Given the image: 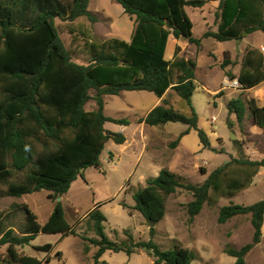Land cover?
<instances>
[{"label":"trees","instance_id":"1","mask_svg":"<svg viewBox=\"0 0 264 264\" xmlns=\"http://www.w3.org/2000/svg\"><path fill=\"white\" fill-rule=\"evenodd\" d=\"M218 1L217 31L206 32L203 38L218 42L241 41L247 36L264 33V0H116L124 12L134 19L135 29L130 41L110 38L96 41L88 38L83 51L89 56L87 65L72 60L65 48L55 19L74 21L87 18L96 23L89 10L90 0H0V199L21 198L46 191L54 202V209L44 224L27 204H14L8 212L0 211V264H49L54 246L46 244L37 250L49 253L45 261L23 253L40 234L79 236L78 226L85 220L93 237L81 235L88 242L84 251L92 248L93 264L101 261L106 252L128 256L145 251L154 264H191L195 254L179 245L162 250L153 239L135 241L125 231L127 241L117 243L105 233V215L97 204L87 216L70 225L64 204L58 198L67 195L72 184L88 168L99 169L101 156L110 141L123 145L122 133L105 128L107 123L129 126L127 118H112L105 114L106 96L122 92H149L162 98L174 90L189 108L183 114L166 103L158 105L138 120L150 127L168 123L188 126L173 143L191 130L197 132L203 149L211 147L206 131L199 127V116L192 102L196 91L197 62L181 56L176 47L173 60H166L169 38L185 39L200 46L201 39L193 35V22L187 7L203 8ZM237 78L243 90H250L264 82V55L248 50ZM91 91L95 92L91 96ZM94 100L96 109L87 111L86 104ZM242 123L247 109L254 123L264 131V106L255 99L247 103L240 98L227 105ZM236 144L239 141H235ZM237 167L233 177L230 168ZM264 159L250 160L233 157L214 169L203 183L193 184L179 174L164 168L145 187L133 194L131 210L140 213L155 235L158 223L167 213V199L183 190L191 194L187 204L189 216H198L204 206L221 198H232L247 189ZM203 175L207 172L200 169ZM125 209L128 206L122 203ZM24 219L18 225L11 222L16 214ZM238 216H250L252 241L240 249L226 246L224 253L235 258V264H246V257L261 242L264 223V199L251 205L230 203L219 210L218 223L225 224ZM62 253L56 257L61 259Z\"/></svg>","mask_w":264,"mask_h":264},{"label":"rangeland","instance_id":"2","mask_svg":"<svg viewBox=\"0 0 264 264\" xmlns=\"http://www.w3.org/2000/svg\"><path fill=\"white\" fill-rule=\"evenodd\" d=\"M218 6V1H212L203 8H186L194 25L193 35L201 39V44L196 46L188 42L183 43L184 51L179 53L197 62L195 72L197 86L192 102L201 122L209 125L206 126L205 131L210 138L211 147L178 162L179 156H171L174 148L170 145L175 139L169 138L165 143L162 139L163 134H159L160 130L148 129L152 130L150 137L156 140L155 155L158 160L169 165L170 169L193 184L203 183L214 169L226 164L233 157L264 159V131L254 123L250 110L247 109L246 117L240 123L236 114H230L227 108L228 103L236 98L246 103L250 99H255L259 106H264V82L250 90L222 88L225 78L232 79L231 75L239 76L248 50H258L264 55V33L256 32L241 41L230 42L203 38L204 33L217 31ZM120 7L121 5L115 0H90L89 9L96 16V23L90 22L87 18H78L74 21L55 19L59 36L74 62L81 65L88 64L89 56L83 51L84 43L88 38L101 42L117 35L115 33L121 27L118 24L121 22ZM119 37L121 36L118 35L117 38ZM172 52L173 42L168 45L166 60L172 59ZM94 95L95 92L91 91V96ZM104 99V112L107 116L130 120L148 114L159 100L155 94L149 92H122L119 96H106ZM169 101L172 103L171 98ZM173 103L175 110L188 114L189 108L184 101L175 100ZM85 109L87 111L96 109L95 101L90 100ZM108 126L114 129L121 128L112 123ZM135 129H138V124L130 127L126 134L130 136ZM161 129L177 137L186 126L170 123ZM187 140L193 144L199 141V138L197 134L192 133ZM235 141L239 143L236 144ZM147 144L150 145V141ZM142 148L140 139L137 140L132 151H124V145L108 142L101 156V167L84 170L85 179L79 177L72 184L69 193L61 197L67 222L74 225L78 220H83L99 204L102 205L100 210L107 219L105 233L114 242L120 244L127 241L125 231H129L135 241L153 239L162 250L172 249L175 245L191 250L196 256L191 264H235L236 259L224 253L225 247L239 249L251 242L253 228L251 226L249 231L245 216L228 224H219V210L230 203L250 205L263 200L264 167L259 170L260 173L255 177L254 184L232 198H221L217 203L206 204L201 217L197 220L192 219L187 211V204L193 199L191 194L179 190L167 199L166 216L157 224L156 233L152 236L144 217L137 211L131 210L135 204L133 194L144 187L140 177L154 175L148 166L152 148L150 146L146 151ZM110 152L114 154L110 156ZM181 163L184 165L179 168L180 170L178 169L180 173L174 165L181 166ZM200 169H205L207 174L203 175ZM236 169L235 166L231 167L229 176L233 177ZM122 203L128 208L121 206ZM14 204H27L38 216L40 224L47 222L54 209V202L49 199V193L46 191L21 198H1L0 211L8 212ZM23 219L24 215L19 213L11 219V222L18 225ZM201 228L206 234L210 233L203 234ZM77 231L79 236L40 234L35 241L22 249L23 253L45 261L49 253L39 251L37 247L51 244L54 249L50 253L49 264H93L92 256L95 249L92 248L86 253L84 248L89 244L81 238V235L93 237V233L87 229L85 220L78 226ZM228 240L234 242L228 243ZM5 249V247L1 248L0 253ZM57 252L62 253L61 259L56 257ZM101 261L107 264H154V259L143 250L131 256L124 252H106ZM43 264L47 263L43 262Z\"/></svg>","mask_w":264,"mask_h":264},{"label":"crops","instance_id":"3","mask_svg":"<svg viewBox=\"0 0 264 264\" xmlns=\"http://www.w3.org/2000/svg\"><path fill=\"white\" fill-rule=\"evenodd\" d=\"M116 1V0H115ZM90 10V9H89ZM119 18H121V22H118V24H120V28L118 29V31H116L117 33H115V34H117V35H115L114 37H112V38H117L118 37V35L119 36H121V37H119L118 39H120L121 38V40H125V41H130L131 40V37H132V34H133V32H134V29H135V22H134V19L133 18H131L129 15H127L125 12H124V9H123V7L121 6L120 7V14H119ZM116 23V22H115ZM114 23V24H115ZM214 32H216V30L214 31ZM110 39V38H109ZM171 42H173V52H172V54H171V57H172V59L171 60H173L174 59V57H175V51H176V47L178 46V47H180L181 48V51L183 52L184 51V48H185V46L183 45V43H186L187 42V40H185V39H179V40H176L175 38H173V36H171L170 38H169V41H168V44H167V49H168V45H169V43H171ZM166 52H167V50H166ZM174 56V57H173ZM165 57H166V55H165ZM170 60V61H171ZM172 96H174V97H172ZM170 98H171V100H172V103L169 101L170 100ZM159 100L156 102V104L153 106L154 108L155 107H157L158 105H162L163 103H166L167 104V106H169V107H171V106H173V102H175V100L177 101V102H179V100H181L180 99V97L178 96V94L174 91V90H168L167 91V93L162 97V98H158ZM174 107V106H173ZM154 108H152V110L154 109ZM151 110V111H152ZM150 111V112H151ZM149 113V112H148ZM147 115V114H146ZM145 115V116H146ZM145 116H140V117H137V118H134L133 120H130L129 118H127V119H129L130 121H131V124L129 125V126H119V125H117V126H119V127H121V128H116V129H114V128H109V124L110 123H107L106 125H105V128L107 129V130H109V131H112V132H117L118 131V133L119 132H122V133H124L125 134V136H126V139H127V141L123 144L124 146H125V149H124V151H132L133 150V148H134V146H135V143L137 142V140L138 139H140V141L142 142V144H143V148H142V150L143 151H146L147 149H148V147H150L151 146V154H150V162H149V164H148V166H149V168H150V170L151 171H153L154 172V175L153 176H150V177H147V176H141L140 177V181H141V183L144 185V187L146 186V184H147V181L150 179V178H155V177H157L158 175H159V173H160V171L162 170V169H164V168H167V169H169V170H171V171H173L172 169H170L171 167L169 166V165H165L164 163H162V161H159L158 160V157L155 155V153H156V147H157V145H156V140L154 139V138H152V136L150 137V133L152 132V130L151 131H149L148 129L149 128H152V129H155V130H160V132H159V134L160 135H162L163 137H162V139L164 140V142L166 143V142H168L167 141V139H177L183 132H185L187 129H188V126H186V129L185 130H183L182 132H180L179 134H178V136L176 137L174 134H172V133H169V132H166V131H164V129H161L162 127H164V126H161V127H150V126H147L145 123H139L138 122V120L140 119V118H143V117H145ZM134 124H138V129H135L133 132H132V134L129 136V135H127L126 134V131L130 128V127H132ZM168 124H170V123H168ZM175 124H179V123H175ZM181 124V123H180ZM167 125V124H166ZM165 125V126H166ZM206 126H208L209 127V125L206 123V122H204V123H202L201 122V120H200V118H199V127H201V128H203L204 130H206ZM110 129H112V130H110ZM162 132V133H161ZM192 133H195V134H197V132L196 131H194V130H191L190 132H189V134H187V135H185V136H183L181 139H180V141H179V143H178V145H177V147H175L174 148V151H173V153H171V156H179V159H177L178 160V162H182L184 159H185V157H191L192 155H194V154H196V153H198V152H202V151H204L205 149H203V146H202V144H201V142H200V139H199V141L197 140V142H194L193 144H191V143H189V140H187V137L188 136H190ZM197 136H198V134H197ZM199 138V137H198ZM160 140H161V138H160ZM148 141H150V145H148L147 143H148ZM172 142H174V140L172 141ZM114 153L113 152H110V156H112ZM176 160V159H175ZM174 163H172V165H173ZM182 165H184L183 163H181V166L180 165H178V164H175L174 165V167H176L175 169H179L180 167L182 168L183 166ZM180 170V169H179ZM178 170V171H179ZM173 172H175V173H177L176 171H173ZM180 172V171H179ZM181 173V172H180ZM260 173V171L258 172V174ZM178 174V173H177ZM257 174V175H258ZM180 175V174H179ZM256 175V176H257ZM255 176V177H256ZM255 177H254V179H255ZM254 179H253V182H252V184H254ZM251 184V185H252ZM235 204V203H234ZM239 205H244V204H239ZM251 205V204H250ZM247 206V205H246ZM223 207V206H222ZM201 214H202V212L198 215V216H196L194 219L195 220H197L198 218H200L201 217ZM241 216H238V217H235V218H233V219H231V220H229L227 223H225V224H228L230 221H233V220H236V219H238V218H240ZM246 218H247V220H248V228H249V231L251 230V221H250V216H245ZM206 231L208 232V229L206 228ZM201 232L204 234H206V232L201 228ZM210 233V232H209ZM208 233V234H209ZM208 234H206V235H208ZM229 242L228 243H231V242H234V241H232V240H228ZM250 243V242H249ZM243 247V246H242ZM241 248V247H240ZM239 248V249H240ZM94 249V248H93ZM102 259V258H101ZM246 264H264V223H263V227H262V238H261V242L260 243H258L252 250H251V252L247 255V257H246Z\"/></svg>","mask_w":264,"mask_h":264},{"label":"built area","instance_id":"4","mask_svg":"<svg viewBox=\"0 0 264 264\" xmlns=\"http://www.w3.org/2000/svg\"><path fill=\"white\" fill-rule=\"evenodd\" d=\"M223 90L231 89V90H242V85L238 81V79H230V78H225L223 82Z\"/></svg>","mask_w":264,"mask_h":264},{"label":"water","instance_id":"5","mask_svg":"<svg viewBox=\"0 0 264 264\" xmlns=\"http://www.w3.org/2000/svg\"><path fill=\"white\" fill-rule=\"evenodd\" d=\"M62 200V198H58V202H60Z\"/></svg>","mask_w":264,"mask_h":264}]
</instances>
